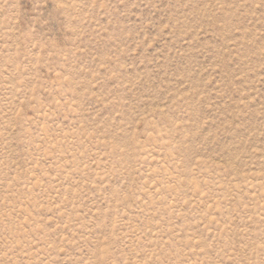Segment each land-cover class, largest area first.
<instances>
[{
	"label": "rangeland",
	"instance_id": "obj_1",
	"mask_svg": "<svg viewBox=\"0 0 264 264\" xmlns=\"http://www.w3.org/2000/svg\"><path fill=\"white\" fill-rule=\"evenodd\" d=\"M0 264H264V0H0Z\"/></svg>",
	"mask_w": 264,
	"mask_h": 264
}]
</instances>
